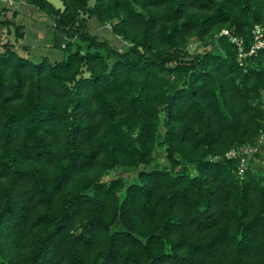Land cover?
Instances as JSON below:
<instances>
[{
  "label": "trees",
  "instance_id": "1",
  "mask_svg": "<svg viewBox=\"0 0 264 264\" xmlns=\"http://www.w3.org/2000/svg\"><path fill=\"white\" fill-rule=\"evenodd\" d=\"M26 1L68 51L33 61L0 42V264H264L260 151L242 177L225 156L264 129V47L239 63L220 34L248 48L264 0Z\"/></svg>",
  "mask_w": 264,
  "mask_h": 264
},
{
  "label": "rangeland",
  "instance_id": "2",
  "mask_svg": "<svg viewBox=\"0 0 264 264\" xmlns=\"http://www.w3.org/2000/svg\"><path fill=\"white\" fill-rule=\"evenodd\" d=\"M17 5L14 7L7 8L4 11L5 16L12 14L13 10H16L14 15V20L23 25L24 35L17 40L14 39L11 31L9 32L11 25L0 23V38L2 40L10 39L14 42L18 52L24 56H28L33 61H38L42 55H46L51 60L61 59L67 53V49L53 46L50 40L52 33V23L53 17L51 15L45 14L40 11L38 13L35 6L27 2L26 0H16ZM4 2H0V6H4ZM6 5V4H5ZM9 28V30H8ZM87 28L99 38L106 39L108 43L117 48L124 49L127 46V42L121 39L118 35L112 32L109 22H101L96 16H91L87 20ZM199 44L196 38H192L189 42L191 49L197 47ZM253 159L252 166L258 170L261 174L264 172V148L260 150L259 156H252ZM156 161L159 164H167V159L165 157L164 148L161 146L157 147L156 150ZM151 167V165L146 166V168ZM142 168V165L139 167H123L116 166L110 169L107 173L103 175V179L109 180L118 175H121L125 183L138 181V171ZM263 175V174H262ZM123 194V191L120 192Z\"/></svg>",
  "mask_w": 264,
  "mask_h": 264
},
{
  "label": "built area",
  "instance_id": "3",
  "mask_svg": "<svg viewBox=\"0 0 264 264\" xmlns=\"http://www.w3.org/2000/svg\"><path fill=\"white\" fill-rule=\"evenodd\" d=\"M4 2L6 8L14 7L17 5L16 0H0ZM228 34L229 39L235 42L238 49L237 59L239 63H242L243 58L246 55H251L255 53L259 48L264 47V24L260 22H255L252 26L253 41L245 48L244 40L237 36L236 34L229 31L228 28H223L220 34ZM264 144V129L259 131L258 137L255 143L242 144L238 147H232L225 152V156L228 158H234L237 160L238 164L236 166L237 174L242 177L244 175L246 166L248 164V158L252 156L255 152L260 151L262 145Z\"/></svg>",
  "mask_w": 264,
  "mask_h": 264
},
{
  "label": "water",
  "instance_id": "4",
  "mask_svg": "<svg viewBox=\"0 0 264 264\" xmlns=\"http://www.w3.org/2000/svg\"><path fill=\"white\" fill-rule=\"evenodd\" d=\"M48 1L52 2L55 7H62L63 6L62 0H48ZM95 1L96 0H87L89 5H93L95 3Z\"/></svg>",
  "mask_w": 264,
  "mask_h": 264
},
{
  "label": "crops",
  "instance_id": "5",
  "mask_svg": "<svg viewBox=\"0 0 264 264\" xmlns=\"http://www.w3.org/2000/svg\"><path fill=\"white\" fill-rule=\"evenodd\" d=\"M37 9V8H36ZM37 11H38V13L40 12L38 9H37ZM46 14V13H45ZM9 16H11V15H9ZM16 16V15H15ZM53 24V23H52ZM53 28V27H52ZM25 33V32H24ZM52 35H53V29H52V33H51ZM52 35H51V38H50V40L52 41ZM2 41V39L0 38V42Z\"/></svg>",
  "mask_w": 264,
  "mask_h": 264
}]
</instances>
